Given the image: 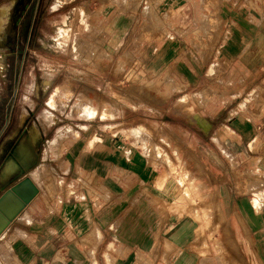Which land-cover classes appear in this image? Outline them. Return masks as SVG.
I'll use <instances>...</instances> for the list:
<instances>
[{"label": "rangeland", "instance_id": "obj_1", "mask_svg": "<svg viewBox=\"0 0 264 264\" xmlns=\"http://www.w3.org/2000/svg\"><path fill=\"white\" fill-rule=\"evenodd\" d=\"M152 2L0 0V9L9 5L0 23V146L9 148H0V157H9L23 137L35 141L41 155L51 150L59 160L70 149L74 156H92L95 143L119 142L122 152L130 149L152 167L154 191L166 201L153 209L168 219L160 224L163 231L173 237L183 227L188 237L179 261H172L176 247L169 243L154 246L162 260L148 264H185L186 257L199 264L202 254L216 264H264V160L256 159L253 176L240 163L241 140L264 141V133H255L264 114V0H187L177 7ZM221 11L227 17H218ZM112 17L127 18L114 46ZM200 24L210 31L192 35ZM232 39L241 52L227 60L220 51ZM161 41L169 48L151 54L145 47ZM178 42L182 52H170ZM208 42L215 43L210 70L190 68L200 65ZM194 120L205 130L214 122L213 139L221 147L228 143L231 194L242 177L255 180L257 190L224 197L215 192L220 183L214 172L222 171L208 149L200 159L194 153ZM49 125L58 129L57 138L38 140L36 127ZM211 136L201 134L202 142ZM191 182L195 193L185 195ZM158 226L153 223V237L161 234ZM226 232L242 262H234Z\"/></svg>", "mask_w": 264, "mask_h": 264}, {"label": "crops", "instance_id": "obj_2", "mask_svg": "<svg viewBox=\"0 0 264 264\" xmlns=\"http://www.w3.org/2000/svg\"><path fill=\"white\" fill-rule=\"evenodd\" d=\"M152 1L154 3L158 0ZM159 1L169 7H177L187 2V0ZM196 17H201V14L197 13ZM218 17L227 15L221 11ZM112 19L117 22L111 39L114 46L121 42V22L127 18ZM195 31L201 35L208 33L210 28L206 24L202 26L200 24L198 29L192 31V35H195ZM145 47L152 54L153 49L157 52L166 46L161 41L155 46L153 42H146ZM234 47H236L234 40H229L223 51H220L223 53L222 56L229 60L241 52L237 50L238 48L237 51L234 50ZM168 48L169 46L166 47ZM115 51L116 49L112 51L113 54ZM169 51L174 54L182 52L181 43L172 44ZM193 53H196L195 49ZM214 55L215 43L208 42L206 55L201 57L200 65H191L190 68L210 70L214 64L210 59ZM225 121L230 128L236 130L233 119L229 121V117H226ZM213 123L205 130L194 120L192 129L198 135L194 136L193 140L194 153H198L200 159L202 151L208 149L210 160H215L216 166L222 171L219 175L214 172L216 180L220 183L215 192L219 191V196L224 197L238 195L239 191L257 190L253 184L255 180L249 178L245 180L242 177L241 183L236 185L235 193L231 194L232 170L229 168L231 163L224 151H229L230 148L228 143H222L221 147L220 143L213 139L214 133L217 132ZM36 129L40 134L38 140L43 139L47 143L58 136V129L55 128L56 131H53L52 125ZM239 132L243 139V131ZM255 133L259 135L264 133V114L262 123L256 125ZM201 134L212 135L209 142H202ZM51 136L53 138H50ZM28 141V138L23 137L19 146L10 152L9 157L3 161L0 157V195L10 189L17 190L25 181L30 182L33 187L32 200L25 201L26 203L14 212L12 218L0 225V264H148L162 260L159 258L161 254L153 253V247L167 246L169 243L176 247L172 261H179L178 256L187 244L188 237H185L183 227L178 228L176 236L173 237H169L168 233L163 231L160 224L167 225L168 219L162 214L154 216L153 209L154 206L162 208L166 201L154 191L152 167H147L145 161L138 159L135 153L129 152L130 149L124 153L119 142L104 140L95 143L92 156L89 152L84 156L80 153L74 156L70 149L69 155L59 160L53 156L51 150L47 151V156L41 155L37 152L35 141L29 143ZM241 141V166L244 167L246 174L253 176L254 169L259 165L256 159L264 160V141L256 144L251 143L249 138L247 141ZM21 143L27 144L30 149V155L26 160H22L19 154ZM1 145L2 153L8 150L6 142ZM12 163L15 165L6 175V168ZM224 191L225 194L222 193ZM244 197L251 195L244 194ZM154 222L159 224L161 233L159 237L152 236ZM226 234V244L233 247L231 252L234 262H242L244 258L236 249L237 242L229 232ZM204 257L202 254L199 264L217 263L214 259ZM191 261L192 258L186 257L185 264Z\"/></svg>", "mask_w": 264, "mask_h": 264}, {"label": "bare ground", "instance_id": "obj_3", "mask_svg": "<svg viewBox=\"0 0 264 264\" xmlns=\"http://www.w3.org/2000/svg\"><path fill=\"white\" fill-rule=\"evenodd\" d=\"M8 8L9 5H7L4 8L0 9V23L5 20L7 12H8ZM146 12V11H145ZM148 14V13H147ZM34 138H36V135L33 134L32 135ZM26 139V138H25ZM22 144V143H21ZM27 145V144H26ZM25 144H22V148H23V159H26L29 157V148L26 146ZM130 162V161H129ZM141 162V161H140ZM179 165V164H178ZM189 168V167H188ZM12 169V164H10L6 170H5V174H9L10 171ZM182 170V169H180ZM190 171V170H189ZM187 172V171H186ZM185 172V173H186ZM191 174V173H190ZM190 176V175H189ZM188 178V177H187ZM186 178V179H187ZM180 182V181H179ZM192 184V182H191ZM181 185V184H180ZM184 185V184H183ZM157 186V185H156ZM190 186V185H189ZM198 186V185H197ZM162 188V187H161ZM199 188V187H198ZM28 189H33L32 184L28 181H25L23 184H20L17 187V190H10L8 191L6 194H4L1 198H0V225L6 221H8L10 218L13 217L14 212L18 209L19 206H21L25 201H28V198H30L28 196ZM200 189V188H199ZM198 189V190H199ZM263 190V189H262ZM195 191V188L193 186V184L190 187H186L185 188V195H187V193L192 194ZM197 192V191H196ZM195 193V192H194ZM180 196V195H179ZM177 199V198H176ZM195 199V198H193ZM191 200V199H190ZM202 201V199H201ZM184 206V205H183ZM187 208V207H186ZM188 210V209H187ZM197 212V211H196ZM199 214V213H197ZM203 214V213H202ZM205 214V213H204ZM200 216V214H199ZM206 223V222H204ZM236 255V254H235ZM240 256V255H239ZM233 257V256H232ZM242 261V260H241ZM237 262V261H236Z\"/></svg>", "mask_w": 264, "mask_h": 264}]
</instances>
